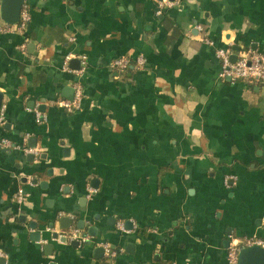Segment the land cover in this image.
I'll return each instance as SVG.
<instances>
[{
    "label": "crops",
    "instance_id": "0c3cea01",
    "mask_svg": "<svg viewBox=\"0 0 264 264\" xmlns=\"http://www.w3.org/2000/svg\"><path fill=\"white\" fill-rule=\"evenodd\" d=\"M162 2L29 0L0 34V264H228L226 241L264 237V84L221 79L205 43L264 55V0Z\"/></svg>",
    "mask_w": 264,
    "mask_h": 264
},
{
    "label": "built area",
    "instance_id": "2783aa9c",
    "mask_svg": "<svg viewBox=\"0 0 264 264\" xmlns=\"http://www.w3.org/2000/svg\"><path fill=\"white\" fill-rule=\"evenodd\" d=\"M174 6V3L171 1H163L159 5L158 14L161 15L165 8H171ZM31 21V11L29 0H24V4L21 11L20 21L18 24L11 26L5 25L4 27H0V34L10 33L13 31H24L28 28ZM200 29V28H199ZM201 30V29H200ZM205 43L214 49L215 56L220 63V78L224 80H230L232 83L237 82H247V83H258L264 84V55L258 54L252 50H244L237 54V60L234 63L232 61V56L234 52L229 47H219L209 39L205 40ZM67 61L64 64L63 70L65 72L75 73L77 75L84 72L87 68V62L85 58L82 59V69L79 71H72L69 69ZM133 65L132 61L126 57H119L110 63V67L112 70L123 73L127 71ZM146 61L143 58H139L136 61V66L138 68L145 67ZM83 87L80 84L75 86V98L72 102L70 101H62L60 102V106L68 111H78L81 108V103L83 99ZM5 108V107H3ZM2 108V113H3ZM30 112H34L37 120H43L44 114L41 113L37 108L29 109ZM2 119V114L1 118ZM0 146L10 147V143L8 141H2ZM27 153L36 154L35 150H26ZM229 180H226V184H228ZM93 193H96L94 191ZM25 193L23 190H19L17 195V202L22 204L24 202ZM122 230L123 227H120ZM49 230V229H48ZM47 230V231H48ZM64 239L71 241H78L80 244H84L87 242V238L83 236L81 231L73 230L71 232H67L65 235H62ZM259 246L264 249V237L263 238H247L242 240H232L227 253V261L228 264H239V253L243 248H248L252 246ZM105 252L108 257H115V254L108 246L105 247Z\"/></svg>",
    "mask_w": 264,
    "mask_h": 264
},
{
    "label": "water",
    "instance_id": "95a60500",
    "mask_svg": "<svg viewBox=\"0 0 264 264\" xmlns=\"http://www.w3.org/2000/svg\"><path fill=\"white\" fill-rule=\"evenodd\" d=\"M160 1L162 2V0ZM169 1L175 2V0H169ZM23 4H24V0H1L0 14L5 24L14 26L19 23ZM234 51L240 52V49L235 48ZM236 60H237V56L234 54L232 56V61L235 63ZM75 62L77 61H73V63ZM3 101H4V95L0 93V118L2 114ZM35 147L36 146H33V148ZM82 223L83 222H79L77 226L79 229L84 230V225H82ZM72 224H73V220L70 217H63L60 219V227L63 230H69L72 227ZM52 228L53 227H50L48 229H52ZM32 229L34 230L32 236L36 237L35 241H40L43 231H37L36 230L37 227L35 226H33ZM95 232H96L95 228L89 229L90 235H94ZM53 237L54 239H58L59 238L58 233H55ZM230 242L231 241H226L225 246L229 247ZM73 245L79 246V243L75 242L73 243ZM87 245H90V242H88ZM96 253L103 254L104 249L103 248L96 249ZM239 264H264V249L256 245L248 248H243L239 253Z\"/></svg>",
    "mask_w": 264,
    "mask_h": 264
},
{
    "label": "trees",
    "instance_id": "16d2710c",
    "mask_svg": "<svg viewBox=\"0 0 264 264\" xmlns=\"http://www.w3.org/2000/svg\"><path fill=\"white\" fill-rule=\"evenodd\" d=\"M110 259L112 260V259H113V257H110Z\"/></svg>",
    "mask_w": 264,
    "mask_h": 264
}]
</instances>
